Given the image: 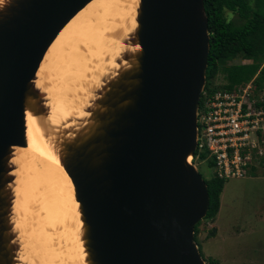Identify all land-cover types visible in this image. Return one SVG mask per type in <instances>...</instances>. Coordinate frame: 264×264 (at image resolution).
Returning <instances> with one entry per match:
<instances>
[{
  "label": "water",
  "instance_id": "1",
  "mask_svg": "<svg viewBox=\"0 0 264 264\" xmlns=\"http://www.w3.org/2000/svg\"><path fill=\"white\" fill-rule=\"evenodd\" d=\"M91 1L0 4V264H22L11 159L26 146V113L48 114L37 72ZM135 21L126 45L139 49L121 55L123 66L100 88L83 125L70 136L55 133L78 203L85 264H206L194 232L209 195L189 163L210 52L204 1L139 0Z\"/></svg>",
  "mask_w": 264,
  "mask_h": 264
},
{
  "label": "bare ground",
  "instance_id": "2",
  "mask_svg": "<svg viewBox=\"0 0 264 264\" xmlns=\"http://www.w3.org/2000/svg\"><path fill=\"white\" fill-rule=\"evenodd\" d=\"M3 1L0 0V4ZM138 1H91L60 31L39 67L35 87L44 96L48 114L41 119L26 113V146L15 148L11 159L16 167L15 182L20 174L29 181L35 198L39 199L40 192H45L44 205L40 199L38 204L43 205L40 207L43 215L35 223L38 231L28 242L31 261L26 263L27 254L22 257L24 246L17 252V259L23 264H85L79 211V223L76 215L78 203L57 154L55 133L67 130L70 136L82 126L89 109L99 98L100 89L93 91L94 84L102 87L106 75L110 79L116 75L123 63H116L115 57L139 49L121 42V38H127L136 27ZM52 63L58 75L53 78L54 84L46 87L41 79ZM107 64L108 70L104 68ZM14 185L13 182V190ZM16 207L14 200V215ZM19 219L12 218L14 232L20 231L17 229ZM18 237L16 242L19 243Z\"/></svg>",
  "mask_w": 264,
  "mask_h": 264
},
{
  "label": "rangeland",
  "instance_id": "3",
  "mask_svg": "<svg viewBox=\"0 0 264 264\" xmlns=\"http://www.w3.org/2000/svg\"><path fill=\"white\" fill-rule=\"evenodd\" d=\"M255 2L256 0L250 1L252 5L256 4ZM226 16L228 19H237V16L231 13H226ZM127 39L128 37L121 38L123 45H126ZM240 59H235L234 63H241L243 60L240 61ZM115 61L116 63L124 62V58L117 56ZM53 67L52 63L44 73L45 76H42L41 80L46 87L52 86L54 84L53 78L58 75V70L55 71ZM104 68L108 70L109 65L107 64ZM107 77L109 76L106 75L104 80H107ZM216 79L215 83H224L221 76ZM100 88L98 84H94L93 91H98ZM198 172L203 179H208L212 175L204 166L198 167ZM19 176L17 183L15 182L16 186L14 185L15 203L17 205L15 217L16 219L20 218L17 220V229L20 230H17L19 246H24L21 253L22 257L27 254L26 260L23 258V261L28 263L31 261L30 243L28 244V242L38 231L35 223L43 215L40 207L44 205L45 192L39 191L42 193L39 199L43 200V205H38L41 202L37 197V199L34 197L29 181H26L25 176L20 174ZM78 211L79 209H77L76 215L79 223ZM21 227L23 228L20 229ZM197 230V245L206 262L226 259L228 260L227 264H264V174L260 173L256 177L226 181L220 195L218 217L212 221L209 219L202 220Z\"/></svg>",
  "mask_w": 264,
  "mask_h": 264
},
{
  "label": "built area",
  "instance_id": "4",
  "mask_svg": "<svg viewBox=\"0 0 264 264\" xmlns=\"http://www.w3.org/2000/svg\"><path fill=\"white\" fill-rule=\"evenodd\" d=\"M256 78L232 89L213 85L201 94L197 146L189 162L204 166L215 179L264 174V85H257Z\"/></svg>",
  "mask_w": 264,
  "mask_h": 264
},
{
  "label": "trees",
  "instance_id": "5",
  "mask_svg": "<svg viewBox=\"0 0 264 264\" xmlns=\"http://www.w3.org/2000/svg\"><path fill=\"white\" fill-rule=\"evenodd\" d=\"M203 1L211 37L204 90L213 85L216 89H232L248 82L257 73V85H264V0H256L253 5L251 0ZM226 13L236 15L237 19H228ZM235 59L250 60L251 63L235 64ZM218 76L224 80V85L215 83ZM201 103L202 99L199 105ZM204 181L209 195V208L204 220H211L219 212L225 182L213 177ZM199 224L194 232L196 244Z\"/></svg>",
  "mask_w": 264,
  "mask_h": 264
},
{
  "label": "crops",
  "instance_id": "6",
  "mask_svg": "<svg viewBox=\"0 0 264 264\" xmlns=\"http://www.w3.org/2000/svg\"><path fill=\"white\" fill-rule=\"evenodd\" d=\"M264 64V63H263ZM254 177H256V176H254ZM248 178V177H247ZM220 209V208H219ZM218 214H219V212H218ZM218 214L216 215V217H218ZM216 217H214L213 219H211L210 221H212V220H214ZM227 261L228 260H226V259H220V260H217V261H215V262H213V264H227Z\"/></svg>",
  "mask_w": 264,
  "mask_h": 264
},
{
  "label": "clouds",
  "instance_id": "7",
  "mask_svg": "<svg viewBox=\"0 0 264 264\" xmlns=\"http://www.w3.org/2000/svg\"><path fill=\"white\" fill-rule=\"evenodd\" d=\"M242 61V60H241ZM243 61H247L248 62V64H250L251 63V61L250 60H243ZM242 63V62H241ZM241 63H239V64H241ZM241 65H247V64H241ZM264 65V64H263ZM257 76H258V73L256 74ZM257 79V78H256ZM250 81V80H249ZM204 91V90H203ZM200 99H201V97H200ZM195 153V152H194ZM194 156V155H193ZM190 163V162H189ZM191 164V163H190ZM193 165V164H192ZM194 166V165H193ZM195 167V166H194ZM196 168V167H195ZM197 170H198V168H196ZM202 177V176H201ZM212 177V176H211ZM247 178V177H246ZM245 179V178H244ZM204 180V179H203ZM204 220V219H203ZM200 223V222H199ZM205 261V260H204ZM206 263V262H205Z\"/></svg>",
  "mask_w": 264,
  "mask_h": 264
}]
</instances>
